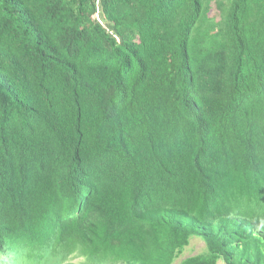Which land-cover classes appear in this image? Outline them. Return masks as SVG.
<instances>
[{
    "label": "trees",
    "instance_id": "1",
    "mask_svg": "<svg viewBox=\"0 0 264 264\" xmlns=\"http://www.w3.org/2000/svg\"><path fill=\"white\" fill-rule=\"evenodd\" d=\"M192 237L264 264V0H0V264Z\"/></svg>",
    "mask_w": 264,
    "mask_h": 264
},
{
    "label": "rangeland",
    "instance_id": "2",
    "mask_svg": "<svg viewBox=\"0 0 264 264\" xmlns=\"http://www.w3.org/2000/svg\"><path fill=\"white\" fill-rule=\"evenodd\" d=\"M184 250L185 251L183 252L182 256L178 260H176V262L174 264H178L182 257H188V256H193V255L202 254V253L207 252L203 240L201 238H198V237H192L190 239V245L187 248H185ZM82 260H83L82 258H78V259H74L73 261L79 262ZM17 263L20 264V260H18ZM217 264H224V262L222 260H220V261H218Z\"/></svg>",
    "mask_w": 264,
    "mask_h": 264
},
{
    "label": "clouds",
    "instance_id": "3",
    "mask_svg": "<svg viewBox=\"0 0 264 264\" xmlns=\"http://www.w3.org/2000/svg\"><path fill=\"white\" fill-rule=\"evenodd\" d=\"M204 242V241H203ZM204 244H205V242H204ZM188 247V246H187ZM186 247V248H187ZM205 247H206V244H205ZM206 250H207V248H206ZM185 251V250H184ZM206 253V252H205ZM205 253H202V254H205ZM197 255H200V254H197ZM182 256V255H181ZM194 256V255H193ZM189 257V256H188ZM185 258V257H184ZM218 261H220V260H218ZM218 261H217V263H218ZM225 264V263H224Z\"/></svg>",
    "mask_w": 264,
    "mask_h": 264
},
{
    "label": "crops",
    "instance_id": "4",
    "mask_svg": "<svg viewBox=\"0 0 264 264\" xmlns=\"http://www.w3.org/2000/svg\"><path fill=\"white\" fill-rule=\"evenodd\" d=\"M190 245V240H189V244H188V246Z\"/></svg>",
    "mask_w": 264,
    "mask_h": 264
}]
</instances>
